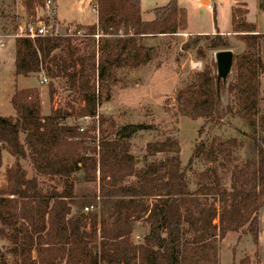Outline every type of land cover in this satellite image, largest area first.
Returning a JSON list of instances; mask_svg holds the SVG:
<instances>
[{
	"label": "trees",
	"instance_id": "16d2710c",
	"mask_svg": "<svg viewBox=\"0 0 264 264\" xmlns=\"http://www.w3.org/2000/svg\"><path fill=\"white\" fill-rule=\"evenodd\" d=\"M6 1L0 0V19ZM43 2L24 0V5L34 13ZM140 2L96 0L97 24L85 27L82 37L16 39L14 76L43 73L50 97L59 81L71 101L44 115L39 88H25L12 96L15 115L0 116V167L4 152L15 159L0 188V240L10 243L13 264H220L219 241L227 234L243 231L259 240L264 113L258 46L263 36L247 22L246 5H237L233 33L248 51L234 57L230 103L222 105L226 85L217 81L213 62L175 94L178 115L204 119L211 129L228 117L239 118L249 130L244 145L251 158L239 162L238 139L206 135L184 166L171 132L145 123L119 126L99 112L120 71L143 68L157 56L145 40L187 29V12L178 0L154 9L149 22L142 19ZM259 9L264 13V0ZM0 28L7 30L1 22ZM202 38L207 48L226 50L220 34L195 36L184 49ZM71 119L89 123L69 124ZM154 132L157 139L147 143L144 154L133 155V139ZM27 160L31 178L21 165ZM198 164L206 168L195 173ZM220 170L230 174V188ZM137 225L147 229L139 244L133 241ZM0 264H10L1 249Z\"/></svg>",
	"mask_w": 264,
	"mask_h": 264
},
{
	"label": "rangeland",
	"instance_id": "374dc122",
	"mask_svg": "<svg viewBox=\"0 0 264 264\" xmlns=\"http://www.w3.org/2000/svg\"><path fill=\"white\" fill-rule=\"evenodd\" d=\"M203 1L178 0L179 6L186 8L190 12L194 30H203L202 32L214 30L216 32L214 35H221L220 32H229L232 30V10L236 3L239 2L246 5L249 11L247 20L255 25V33H262L263 38L258 46V57L261 67L258 70L261 81L260 97L262 99L260 109L264 113V15L262 17L260 14L263 12L259 9V0H210V4L213 7L212 11L203 6ZM169 2L170 0H143L142 7L140 2L141 13L147 18L148 9L166 6ZM95 5L96 0H58V17L60 19L58 21L55 15V6L51 8L50 12L45 8V0L42 6H35L34 13H30L26 9L24 0H15L14 3L11 0L6 1V4L3 5L5 10L3 14L4 18L0 19V22L7 27L5 32L1 31L2 29L0 28V44H3L4 47L5 45L8 46L7 49H2L0 45V116L8 117L15 115L10 102V98L14 95L17 88L13 72L15 59L12 61L11 46L9 47V45H15L16 42V38L14 37L16 33L14 30L15 25L36 23L38 20L56 19L55 23L58 25L55 24V28L58 29L61 35L69 33V30L75 31L78 27H81L78 33L82 37L85 27L93 25L96 22L97 11ZM241 21L239 20V22ZM256 24L259 25V30H257L258 25ZM194 37H188L187 42L190 39L192 41ZM224 39L227 42L226 50H231L234 53V57L247 53V45L239 39L236 33L231 31L229 35H224ZM190 44H192L190 48L185 50L181 40L178 41L174 37L165 38L160 44L159 59L154 62L156 65L159 64L165 68H170L171 73L173 67V71L179 74L175 81L176 91L182 89L189 82L193 74L203 71L206 65L211 64V62H213L212 69L216 72L215 54L218 51L207 48V42L204 38L194 45L193 42H190ZM43 78V73L33 75L28 79L20 77L17 81V86L19 89L28 86L38 87L41 93L42 113L49 115L53 109L66 107L67 103L71 101V97L63 90L59 81H54V89L56 91L55 95L51 98L49 95L50 82L48 80L47 83L41 84ZM233 79L234 70L226 88L222 90L221 102L224 108L231 101L229 84ZM134 83L136 82L129 81L127 88L134 90L136 88ZM119 89L120 86L117 90ZM113 90L115 94H120L115 88ZM175 94L176 92H172V97H114L113 95L108 101L105 100L107 97H103L104 102L99 108V112L105 117H112L119 126L131 123H145L154 125L160 131L171 132L178 139L179 144L181 143L182 145L180 157L184 166L188 164L196 143L204 139L206 135H210V137L215 136L223 140L238 139L243 145L239 149V162L242 163L251 158L250 152L244 145L245 133L249 130L239 118L228 117L222 125L211 129L204 119L191 120L178 115ZM104 95L106 96L105 91ZM76 105L80 106L78 103ZM181 118L184 119L181 121ZM68 123H78L86 127L89 120L80 119L75 122L71 119ZM155 139H157L155 132L140 134L132 141V153L140 158L145 152V144ZM14 163L15 159L7 151L4 152L3 165L0 167V188H3L6 184V170L12 167ZM21 165L27 171L28 177L31 178L34 170L30 161H22ZM205 168V165L198 164L195 166L194 171L195 173H200ZM219 172L220 176L224 177L226 187L230 188V174L223 173L221 170ZM192 180L194 182L192 189L194 190L196 188V178L194 177ZM259 219L260 235L257 243L249 234L243 231L229 233L219 241L220 264H241L248 259L250 261L249 264H264V209L261 210ZM146 233L147 229L145 227L137 225L133 234V241L135 243H142ZM10 248L8 241L0 240L1 251L8 257L9 263L13 264L15 259L10 253Z\"/></svg>",
	"mask_w": 264,
	"mask_h": 264
},
{
	"label": "crops",
	"instance_id": "0c3cea01",
	"mask_svg": "<svg viewBox=\"0 0 264 264\" xmlns=\"http://www.w3.org/2000/svg\"><path fill=\"white\" fill-rule=\"evenodd\" d=\"M53 1H54V6H55V15H56L57 20L59 21L60 19L58 17V6H57L58 0H53ZM142 4H143V0H141V7H142ZM202 4H203V6L207 7L206 4H210V0H204ZM239 4H242V3H239V2L236 3V5L233 7V9ZM183 9H185L187 12V17H188L187 29L185 31L180 32L177 35H174V36H159L157 38H148L147 40H145V45L147 47L155 48L157 50V56L147 66H145L143 68H140V69H137V70H134L131 72L120 71L119 75H118V78H119L118 83L114 86V88L116 90L120 86V89L117 90V91H119L120 94L119 95L115 94L114 90H113L111 97H113V95H114V97H159V96L160 97H162V96L163 97H172L171 93L176 92L175 81L177 80L179 74L176 71H173V67H172V73H171L170 68L168 69V68H165L163 65L154 64L155 60L159 59V56H160V46H161L160 44H161V42L165 38L174 37L178 41L181 40L182 44L185 45L187 43L188 37L216 34V32L214 30H212L211 32H208V30H206L205 32H202L203 30H194L193 24L191 21L190 12L186 8H183ZM246 9H247V7H246ZM153 10L154 9H148L147 10V13H148L147 18H145L144 15L141 13L143 21L149 22V21H152L154 19V15L152 14ZM260 14L263 17L264 14L263 13H260ZM247 17H248V14H247ZM232 19H233V12H232ZM247 22H248V20H247ZM73 23H76V22H73ZM248 23H250V22H248ZM95 24H97V19H96ZM95 24H93V25H95ZM231 24H232V20H231ZM250 24H253V23L251 22ZM256 25H258V24H256ZM88 26H90V25H88ZM257 30H259V25L257 26ZM231 31L233 32V25H232V30H230L229 32H227V33L220 32V33H221V35L226 36V35H229L231 33ZM258 34H262V33H258ZM10 46H11V49H10L11 58L13 61V59H15L16 50H15L14 44L9 45V47ZM7 48H8V46L5 45V47L2 49H7ZM14 62H15V60H14ZM13 72H15V68H14ZM31 77H29V78H31ZM19 78L20 77H15V79H14V80H16L15 81L16 87H17L16 90H21L17 86V81ZM129 81H135L136 82V83H134L135 87H136L134 90L127 88L129 86ZM31 87H33V86H28L26 88H31ZM22 89H25V88H22ZM11 99H12V97L10 98V102H11ZM184 118H181V121ZM146 145H147V143L145 144L144 147H146ZM181 146L182 145L180 143V147ZM181 152H182V147H181ZM180 156H181V154H180ZM137 244H139V243H137Z\"/></svg>",
	"mask_w": 264,
	"mask_h": 264
},
{
	"label": "built area",
	"instance_id": "2783aa9c",
	"mask_svg": "<svg viewBox=\"0 0 264 264\" xmlns=\"http://www.w3.org/2000/svg\"><path fill=\"white\" fill-rule=\"evenodd\" d=\"M54 6L53 0H46L45 1V8L51 12V8ZM208 10H213V7L210 4H206ZM55 20L53 19H47V20H38L36 23L31 24H19L17 26V30L15 33V38H25L34 40L36 38H44V37H55L61 35L57 28H55ZM58 25V24H56ZM79 30H69V33H66L65 36H81L79 33ZM3 44H1V48H3ZM48 80L46 78H43L41 80V84L47 83Z\"/></svg>",
	"mask_w": 264,
	"mask_h": 264
},
{
	"label": "water",
	"instance_id": "95a60500",
	"mask_svg": "<svg viewBox=\"0 0 264 264\" xmlns=\"http://www.w3.org/2000/svg\"><path fill=\"white\" fill-rule=\"evenodd\" d=\"M215 64L217 81L227 85L234 70V53L231 50L216 52Z\"/></svg>",
	"mask_w": 264,
	"mask_h": 264
}]
</instances>
